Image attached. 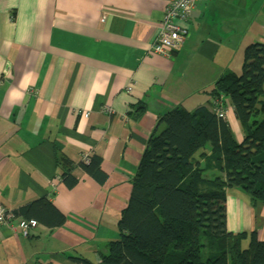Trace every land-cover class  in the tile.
Masks as SVG:
<instances>
[{
    "label": "crops",
    "instance_id": "1",
    "mask_svg": "<svg viewBox=\"0 0 264 264\" xmlns=\"http://www.w3.org/2000/svg\"><path fill=\"white\" fill-rule=\"evenodd\" d=\"M163 6L0 0V201L15 212L0 225V264H97L119 239L140 158L154 129L165 127L160 117L180 103L209 106L206 90L230 61L248 44H264V0H199L182 46L153 52ZM85 155L101 157L104 182L79 166ZM61 156L74 164L78 183L68 188L61 181L53 192ZM42 198L65 222L37 220L24 236L16 224L28 217L20 209ZM212 223L218 232L256 230L264 241V204L229 188L212 201Z\"/></svg>",
    "mask_w": 264,
    "mask_h": 264
},
{
    "label": "trees",
    "instance_id": "2",
    "mask_svg": "<svg viewBox=\"0 0 264 264\" xmlns=\"http://www.w3.org/2000/svg\"><path fill=\"white\" fill-rule=\"evenodd\" d=\"M206 92L209 106L189 110L180 103L160 117L165 127L154 129L140 158L118 221L120 237L97 264H264V241L256 230L218 232L212 223V201L229 188L264 204V44H248L241 73L226 70ZM224 96L240 139L215 111L220 99L226 110ZM101 160L91 155L79 166L104 182ZM58 165L61 180L74 187L72 161L61 156ZM20 212L51 227L65 222L45 198Z\"/></svg>",
    "mask_w": 264,
    "mask_h": 264
},
{
    "label": "built area",
    "instance_id": "3",
    "mask_svg": "<svg viewBox=\"0 0 264 264\" xmlns=\"http://www.w3.org/2000/svg\"><path fill=\"white\" fill-rule=\"evenodd\" d=\"M163 6V19L158 24V32L154 42L151 45V51L167 55L169 51L178 50L185 38L187 37L188 23L192 18L193 11L197 7L199 0H161ZM215 111L220 117H226L225 110H222V100L214 102ZM84 117H89L88 111L75 110ZM104 112L111 114L113 111L110 107H105ZM85 162L89 161V155L83 157ZM61 177L58 175L52 181L53 192H57ZM14 216V209L4 205L0 201V225L10 224ZM38 221L34 218H24L20 220L16 227L24 235L28 236L32 228L36 227Z\"/></svg>",
    "mask_w": 264,
    "mask_h": 264
},
{
    "label": "rangeland",
    "instance_id": "4",
    "mask_svg": "<svg viewBox=\"0 0 264 264\" xmlns=\"http://www.w3.org/2000/svg\"><path fill=\"white\" fill-rule=\"evenodd\" d=\"M245 49V48H244ZM244 49H243V55L242 54H240L239 56H235L234 57V59H232V61H230V69H227V70H239L238 72L239 73H241V70H242V65H243V61H244ZM232 70V71H233ZM226 71V70H225ZM224 71V72H225ZM235 72V71H234ZM235 73H237V72H235ZM224 103L226 102L227 103V100H226V98L224 97ZM206 103V102H205ZM225 103V104H226ZM189 110H193V108H191V109H189ZM117 237L119 238L120 237V230H119V228H118V232H117ZM116 237V238H117ZM116 238H114V239H116ZM114 239H112V240H114Z\"/></svg>",
    "mask_w": 264,
    "mask_h": 264
}]
</instances>
